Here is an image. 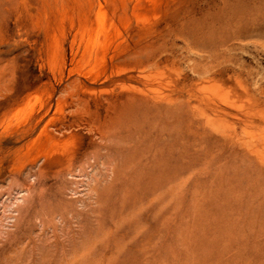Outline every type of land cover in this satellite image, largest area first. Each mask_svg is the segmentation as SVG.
I'll list each match as a JSON object with an SVG mask.
<instances>
[{
    "label": "rangeland",
    "instance_id": "obj_1",
    "mask_svg": "<svg viewBox=\"0 0 264 264\" xmlns=\"http://www.w3.org/2000/svg\"><path fill=\"white\" fill-rule=\"evenodd\" d=\"M0 264H264V0H0Z\"/></svg>",
    "mask_w": 264,
    "mask_h": 264
},
{
    "label": "bare ground",
    "instance_id": "obj_2",
    "mask_svg": "<svg viewBox=\"0 0 264 264\" xmlns=\"http://www.w3.org/2000/svg\"><path fill=\"white\" fill-rule=\"evenodd\" d=\"M168 109H172V107H170V108H168ZM40 122V121H39ZM50 125V122H48L47 123V127ZM69 127V126H68ZM68 127H65L64 128V130L65 129H67ZM90 127H91V131L90 132H94L95 131V125L94 124H92V123H90V122H87V124H86V126H85V128H86V130H90ZM102 133H96V134H90V135H88L87 137H88V141H89V143L98 135V136H100Z\"/></svg>",
    "mask_w": 264,
    "mask_h": 264
}]
</instances>
